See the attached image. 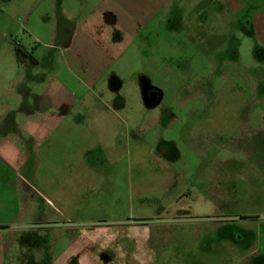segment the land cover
<instances>
[{"label":"rangeland","instance_id":"1","mask_svg":"<svg viewBox=\"0 0 264 264\" xmlns=\"http://www.w3.org/2000/svg\"><path fill=\"white\" fill-rule=\"evenodd\" d=\"M36 1L15 0L13 10L7 0H0V29L11 31L12 25L16 28L23 25L20 34L15 36L17 43L38 52L36 60L38 63L41 60V65L35 70L42 78H50L61 71L58 58L62 45L56 46L58 41L51 37L50 24L46 27L37 20L41 8ZM46 1L49 4L50 0ZM151 1L143 0L144 3ZM198 1L171 0L170 7L161 10L151 29L140 38V52L130 51L112 70L119 75L117 80L113 78L114 84L135 81L138 89L144 90L145 80H151L164 96L155 108L157 112L151 113L152 103L142 93L145 110L141 112L140 106H132L126 113L115 106L127 122V127L118 126L120 139L116 140L117 133L110 131L104 132L97 141L88 133L86 140V133L81 131L74 134L73 144L70 141L60 145L62 151H74L78 157L86 143L91 145L96 141L95 144L107 147L114 143L123 146L125 141L128 160L138 156V167L133 165L130 170L127 166V190L122 186L119 189L125 195L121 207L127 211L125 216L134 208L136 216L133 217L148 221L149 226L140 229L144 232L149 228L151 233L143 240V254L121 264H264V0H215L208 10L202 9L207 12L201 17L198 14V22L204 26L206 36L220 34L211 47L206 41L187 38L191 27H185L184 22L190 24L186 19L200 13ZM23 3L26 10L30 9V17L28 10L20 13ZM237 22L242 24L240 28L235 27ZM47 43L60 49H49L45 46ZM0 47V103H6L11 96V67L7 68L11 48L4 43ZM125 60L133 62L127 65ZM121 94L137 105L139 92L133 84H127ZM164 109L172 110L175 116L170 122L162 116L169 124L157 125V114H162ZM0 120L3 121L0 125L5 123L4 127L11 118L1 116ZM134 121L143 132L141 147L133 145L130 129ZM56 147V144L51 146L53 150ZM152 149L163 161L150 159L154 156ZM112 150L106 151L112 154ZM41 156L46 158L45 150ZM61 156L59 152L56 158ZM41 175L40 168L37 178L30 179L28 175L27 180L0 167V222L5 220L16 232L11 238L5 233L4 264H19L18 260L22 262L25 258L36 264H51V257L58 254L55 235L49 230H38L37 235L31 232V239H22L30 233L32 222L57 220L59 216L53 207L38 203L33 197L40 194L54 201L51 189L44 180L41 182ZM135 177L138 181H134ZM28 186L30 199L39 204L37 215L30 218L23 217L26 208L15 197L20 191L27 193ZM177 198L193 207V217L175 225L169 215L178 205ZM93 208H88L90 213L110 214L105 205ZM102 209L106 211L101 212ZM83 214L68 213L81 230H93L86 222L91 214L87 218ZM165 226L168 228L163 229ZM159 228L163 229L160 235ZM115 230L125 231L122 234L127 235L126 228ZM40 231H44L41 237ZM229 231L233 239L240 241L243 257L247 259L239 261L234 257L229 248L231 239L225 242ZM97 233L100 241L104 231ZM122 234H116L115 243L106 246L114 258L121 250ZM95 247L94 259L100 262L98 259L104 254L101 248L105 245Z\"/></svg>","mask_w":264,"mask_h":264},{"label":"crops","instance_id":"2","mask_svg":"<svg viewBox=\"0 0 264 264\" xmlns=\"http://www.w3.org/2000/svg\"><path fill=\"white\" fill-rule=\"evenodd\" d=\"M7 1L14 10L15 0ZM170 1L152 0L150 3H144L143 0H50L48 4L46 0H37L36 3L41 8L37 20L46 27L50 24L51 34H53L51 37L57 38L58 41L56 46L62 45L61 57L58 58L59 65L62 66L61 71L50 78H42L39 76L41 73L35 70L38 64L41 65V60L35 65L28 62L21 64L17 61L15 55L17 46L33 51L34 57L39 58L38 52L17 43L15 39V36L20 34L21 28H24L23 25L18 26L15 23L18 27L12 25L11 31L5 28L0 29V44L4 43L11 48V60H8L7 64V68L11 67V96L8 102L0 103L2 105L0 117L3 116L6 119L10 117L11 121H8L4 127L5 123L0 125V167H6L23 179H27L28 175L30 179L37 178L36 175L41 168L43 174L41 182L44 180L51 189L54 201L44 199L46 197L40 194L33 197L38 203L41 201L43 205L53 207L56 211L53 212L58 213L59 216L56 217L57 220L32 222L34 226L29 227L30 233L24 234L22 239H31L29 236L31 232L37 235L38 230H49L51 234L54 233L55 249L58 254L55 253L51 257V264H121L127 260L130 261L135 255L143 254V240L151 232L149 228L143 232L141 230L143 228L140 229V227L149 226L148 221L133 217L136 216L134 208H131L130 214L125 216L127 211L122 210L121 207V200L125 195L122 189L119 190L121 186L127 188V166H130V170L133 165L138 167L140 164L137 163L138 156L128 160L126 150L128 145L125 141L123 146L114 143L107 147L95 142L104 132L110 131L117 133L114 138L118 140L121 137L118 126L126 125L127 127L126 120H123L115 106L118 105L119 109H124L125 113L132 106H140V112L145 110L138 82H136L137 85L135 81L127 83L133 84L139 92L136 105L121 94L127 86L124 81L113 83V78L117 80L119 75L112 73V70L127 57L130 51L140 52V38L151 29L161 10L170 7ZM211 3H215V0H207L206 5L204 0H199L200 13L186 19V21L190 20V24L184 22L185 27L188 29L191 27L187 32V38L191 40L193 37L196 41H206L210 47L214 45L215 37L220 34L206 36L203 31L204 26L198 22L200 20L198 17L207 12L202 9H207L212 5ZM20 6V13H26L28 10V17H30L31 11L29 8L26 10V3ZM222 10L225 12L224 7ZM219 31H221L220 28ZM45 46L49 49H60L50 43ZM1 53L0 47V62ZM5 58L8 59L7 56ZM132 62L128 63L125 60L127 65ZM32 66H36L34 70ZM31 70L34 72L31 73ZM157 107H150L149 110L155 113ZM161 112L162 114H157V125L165 124L161 117L169 118L170 115L169 109L165 110L166 113ZM137 113L139 112H135ZM1 122L3 121L0 120ZM131 127H133L130 129L133 145L141 147L143 132L138 129L136 121ZM81 131L86 133V140L88 133H91L96 141L91 145L86 143V148L78 157L74 151H62L60 145H67L70 141L73 144L74 134ZM52 144L58 147L53 150ZM108 149H114V152L112 150L111 154L106 151ZM43 150L46 152L45 159L42 156L39 157ZM59 152L63 156L56 158ZM153 152L152 149L151 153ZM53 153L55 157L52 156ZM150 159L156 162L163 161V157L155 152ZM1 174L4 175V173ZM132 179L133 174L130 175V181ZM134 181H138V178L135 177ZM26 189L27 193L23 190L15 197L26 208V211L22 213L23 217L30 218L37 215L39 204L30 199L29 186ZM8 190L11 191V188ZM180 201L179 199L176 201L178 205L173 207L169 215L175 225L184 222L190 216L193 217V207ZM99 205L102 207L105 205L110 214L105 216L94 211L89 212L90 206H94L95 210V207ZM103 211L106 209H102L101 212ZM81 212L85 213L83 216L86 218L88 214H91L89 221L86 222L93 230H81L80 226L73 224L68 215V213ZM37 224L50 226L39 228ZM115 228H126L127 235L122 234L125 231H118ZM163 229L159 228V235L160 230ZM0 230H2L0 231V264H4L2 257L6 241L5 233L8 232L11 238V235L16 232L5 220L0 222ZM102 230L104 235L99 241L97 236L100 234L97 232L102 233ZM44 231H40V237L44 235ZM118 233L123 235L121 238L123 243L117 257L115 255L114 258L110 248L106 246L115 243V235ZM228 237L225 242L228 243V239H231L229 248L235 253L234 257L237 256L235 258L239 261L247 259L243 257L240 241L233 239L231 231L228 232ZM30 242L25 241L27 244ZM97 244L105 245L101 248L104 254L101 259H98L100 262L94 259ZM60 246L63 247L59 253ZM20 260H18L19 264H31L28 258L23 259L22 262Z\"/></svg>","mask_w":264,"mask_h":264},{"label":"flooded vegetation","instance_id":"3","mask_svg":"<svg viewBox=\"0 0 264 264\" xmlns=\"http://www.w3.org/2000/svg\"><path fill=\"white\" fill-rule=\"evenodd\" d=\"M241 26H242V24H239L238 22L235 24V27H239L240 28ZM232 27H234V26L232 25ZM146 78L147 77H145V79ZM145 83H146L145 87L143 88L144 90H141L142 93H143V97L146 99L147 102H151L152 103V105H150V106H152V107L160 106V104H161V102L163 100V97H164L163 93L161 91H159L158 88H156L154 86V83L151 80L147 79V80H145ZM162 111L165 112V110H162ZM168 119H169V121L173 120V111L172 110H170V115H169ZM164 123L166 124V122H164ZM29 263L36 264L37 262H29Z\"/></svg>","mask_w":264,"mask_h":264},{"label":"trees","instance_id":"4","mask_svg":"<svg viewBox=\"0 0 264 264\" xmlns=\"http://www.w3.org/2000/svg\"><path fill=\"white\" fill-rule=\"evenodd\" d=\"M33 51H28L25 48H22L20 46H17L15 48V55L17 58V61L21 64H26L27 62L31 65H35L38 63L36 58L34 57Z\"/></svg>","mask_w":264,"mask_h":264}]
</instances>
